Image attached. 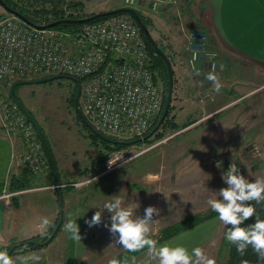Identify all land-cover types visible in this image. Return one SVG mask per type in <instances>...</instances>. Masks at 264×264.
<instances>
[{
    "label": "rangeland",
    "instance_id": "rangeland-1",
    "mask_svg": "<svg viewBox=\"0 0 264 264\" xmlns=\"http://www.w3.org/2000/svg\"><path fill=\"white\" fill-rule=\"evenodd\" d=\"M122 6H124L123 0H85L81 13L89 16ZM12 15L14 14L0 4V20ZM149 28L152 32V25ZM152 35L154 36L153 32ZM154 38L159 41V35L156 34ZM159 81L165 95L168 94L169 81L161 75H159ZM11 85H0L1 98L12 99ZM76 90L75 82L64 78L22 84L15 91L48 134L65 185L62 189L68 193L69 201L68 211H64L63 226L50 244L34 249L29 246H19L11 255L14 264H37L40 261L48 264L109 263L125 251L121 246L113 244L115 238L104 226L105 224L110 226V213L106 209L103 211L102 223L98 226L89 227L85 221L90 220L96 211L103 210L105 202L117 196L122 199L123 206L134 209L136 216L143 217L148 206H154L159 210V216L153 217L150 236L158 242L172 238L160 239L162 231L169 225L197 214L202 219L196 225L209 220L208 225L211 226V231L216 232V242L219 237H222V246L216 253L217 263L224 264L227 259V247L224 246L227 229L218 220L217 214L211 210L207 202L203 201L202 194L200 196L199 194L209 190L208 185L213 184L216 192L227 185L223 179L219 185H217V179L212 180L217 174L211 168L209 172L206 171L205 161L223 160L225 163L222 167L223 172H226L229 165L233 163L248 180L264 179V134L261 127H258L259 131L256 135L247 136L250 132L249 128H254V125L261 122L264 104L255 102L253 107L250 101H242L233 107V112H237L238 115L236 128L239 147L236 153L227 148L206 150L203 145L205 142L218 141L217 137L219 139L220 136L229 138L233 128V124H230L233 119L227 116L228 113L227 117L222 118L221 116L205 120L197 118L192 126L183 128L185 119L183 117L177 119L174 107L171 110V117L179 127L169 126L161 137L155 138L153 135L137 144L108 152L101 141L92 140L89 131L79 119L74 107ZM178 94L175 92L174 73L172 103L175 95ZM259 94H264V90ZM13 138H17V142H22L21 153H24L26 148L24 139L19 134L14 135ZM102 152L106 154L104 161H100ZM44 154L47 166L42 170L33 171L19 163L21 168L31 172L32 176L26 182L21 180L25 185L23 189L10 191L9 187L5 189L6 187L3 186V193H11L8 197L12 198L21 194L27 187L33 186L45 188L47 186V190L58 191V187L53 186L57 183L53 173L55 170H53V162L49 161L45 150ZM110 159L116 162L111 167L108 164ZM45 175L48 177L43 178ZM44 192L42 191L41 194L44 195ZM197 195L199 197H195ZM70 219H77L81 241L73 240L71 234L65 230L64 226ZM55 224L56 222L48 230L37 232L28 239L36 237L35 240L44 241L46 235L51 234L48 232L55 227ZM21 241L23 240H15L8 245L0 246L8 251L12 244ZM194 247L187 246L189 250ZM146 254L147 248L127 260V263ZM33 256L39 259H29Z\"/></svg>",
    "mask_w": 264,
    "mask_h": 264
},
{
    "label": "crops",
    "instance_id": "crops-1",
    "mask_svg": "<svg viewBox=\"0 0 264 264\" xmlns=\"http://www.w3.org/2000/svg\"><path fill=\"white\" fill-rule=\"evenodd\" d=\"M143 13L152 20L154 36L159 35V41L166 46L168 53L173 54L175 92L179 94L175 95L172 105L177 119L183 117L185 124L197 118L205 120L229 116L233 119L229 138L220 136L219 139L217 137L218 141L205 142L203 145L206 150L227 148L235 152L239 147L236 128L238 115L233 112V107L242 101H250L253 107L255 102L264 104V94H259L264 90V0H177L165 11L155 12L149 9ZM195 28L207 32L209 48L217 54L216 73L223 85L218 93L213 84L205 79V75L210 71L205 63L199 62L196 69H192L188 63V36ZM195 70H199L201 75H196ZM262 112L261 122L254 125V128H249L247 136L256 135L258 127H261L264 134V110ZM193 124L190 123L186 127ZM22 149V142H17V138L7 134L1 127L0 185L5 186V189L13 175L20 177L23 182L32 177L31 172L19 165ZM223 165V160L205 161L206 171L209 172L211 168L217 174L212 179H217V185L221 183ZM54 185L59 190L58 183ZM207 187L210 189L199 194H202L201 197L206 202L210 198H216L213 184ZM44 188L27 187L17 196L16 204L11 197L5 196L4 191L0 192V245H8L15 240H26L41 232L39 225L44 217L49 220L46 230L53 226L59 215V192L47 190V186ZM42 191H45L44 195L41 194ZM67 194L63 191L64 211H68ZM208 222L209 220H206L175 237L160 241L159 244L181 242L185 247H200L214 264H218L216 252L222 246V237L216 242V232L211 231ZM127 264H149L148 255Z\"/></svg>",
    "mask_w": 264,
    "mask_h": 264
},
{
    "label": "built area",
    "instance_id": "built-area-1",
    "mask_svg": "<svg viewBox=\"0 0 264 264\" xmlns=\"http://www.w3.org/2000/svg\"><path fill=\"white\" fill-rule=\"evenodd\" d=\"M176 1L124 0V6L160 12ZM187 50L192 69L201 61L208 70L213 63L217 69V54L209 48L204 29L190 31ZM52 74L79 78L83 114L95 129L119 140L145 137L163 109L164 91L148 44L136 21L124 13L79 24L74 30L37 28L15 15L2 18L0 85ZM0 114L6 133L19 134L26 143L19 163L33 171L46 167L37 130L19 106L0 97Z\"/></svg>",
    "mask_w": 264,
    "mask_h": 264
},
{
    "label": "clouds",
    "instance_id": "clouds-1",
    "mask_svg": "<svg viewBox=\"0 0 264 264\" xmlns=\"http://www.w3.org/2000/svg\"><path fill=\"white\" fill-rule=\"evenodd\" d=\"M196 75H201L195 70ZM205 79L211 82L218 93L222 88L219 75L216 73V65L205 75ZM111 159L109 167L114 165ZM220 165L218 164L217 167ZM222 179L227 187L219 189L215 193L216 198H210L207 204L218 216V220L226 227L225 239L236 247L237 252L243 256L249 247L256 253L259 260L264 261V219L256 212L255 204L264 203V179L248 180L240 173L235 164H230L226 172L222 173ZM222 197V199L218 198ZM138 207V205H137ZM110 213V226L105 224L111 235L115 238L113 244L121 246L126 252H139L147 248L149 264H214L202 248L194 247L189 250L182 244L165 242L159 244L157 240L150 238L153 217L159 216V210L154 206L145 209L143 217L136 216L132 207L123 206L122 199L117 196L103 205V210L94 213L85 223L89 227L102 223L103 211ZM255 218V222L242 227L246 220ZM77 220V219H76ZM76 220L70 219L65 224V230L71 234L75 241H81L80 228ZM49 225L47 217L42 218L39 228L46 230ZM230 226V227H229ZM29 259L38 260V257ZM0 264H14L7 251H0ZM109 264H121L113 259ZM127 264V261H124ZM242 264L248 262L242 261Z\"/></svg>",
    "mask_w": 264,
    "mask_h": 264
},
{
    "label": "trees",
    "instance_id": "trees-1",
    "mask_svg": "<svg viewBox=\"0 0 264 264\" xmlns=\"http://www.w3.org/2000/svg\"><path fill=\"white\" fill-rule=\"evenodd\" d=\"M6 2L9 6L18 10L19 12L24 14L26 17H28L30 20H32L33 22L38 23V24H45V23H48V22H51L54 20L62 19V18H79V17L85 16L81 13V11L83 10V8L85 6V0H6ZM138 12H139L141 18L143 19V21L147 24V26L151 27L152 20L148 16H146L142 11L138 10ZM122 13L129 15L127 12H122ZM102 18L103 17H98L94 20H98V19H102ZM78 25L79 24H74V23H60V24L56 25L55 27L74 30L78 27ZM142 35L145 38V40L148 44L150 53L152 55L153 69L156 73L157 79H159V75H161L166 81H168V70H167V65H166L164 58L161 55L156 53L152 44L146 39L143 32H142ZM159 43L161 44L163 49L167 52L166 46L162 42H159ZM37 77H42V76H37ZM20 85H22V84H18L15 86V91L17 90V88ZM74 99H75V96H74ZM166 99H167V94L165 95V93H164L163 109H164L165 104H166ZM172 108H173V105L170 106L169 113H168L164 123L162 124L161 128L155 133V135H154L155 138L163 136L165 131L167 130V128L169 126H173L175 128L179 127L178 124H175L172 121V117H171ZM163 109L161 111V114L163 112ZM161 114L158 116V118L156 119V121H155V123L151 129H153V127L157 124ZM190 123H194V120H191L190 122L183 124L182 125L183 128L186 127L187 125H189ZM85 128L89 131V136L92 138V140L94 142L95 141L96 142L101 141L104 144V146L106 147L108 152L129 146V145L121 144L118 142L112 143L106 139L101 138L96 133L92 132L89 128H87L86 126H85ZM46 135L48 137L47 133H46ZM38 136H39V139L43 145V148L45 150V153H46L49 161L52 163V159L50 157V154H49V151H48V148L46 146L45 141L43 140V138L41 137V135L39 133H38ZM108 137H110L112 139H116V138L111 137V136H108ZM105 155L106 154L105 153L103 154V152H102V155L100 156V161L105 160V157H104ZM53 170H54V168H53ZM53 173H54L55 179L57 181V176H56L55 170ZM8 187H9L10 191H18V190L23 189V187H25V185L22 183L20 178L13 175V176H11V178L9 180ZM2 189H3V185H0V192L2 191ZM17 199H18L17 196L12 197V201L14 204L17 203ZM253 204L255 205L256 212L259 215V217L261 219H264V203L255 204V202H253ZM201 219L202 218H200V216L197 214V215L188 217L184 220H181L175 224L169 225L168 227H166L162 231L160 239L173 237L174 235L182 232L183 230H185L191 226L196 225ZM57 221H58V219H57ZM57 221H56V223H57ZM254 222H255V218L253 217V218H250L249 220H246L244 222V224H242L241 226L246 227L247 225L252 224ZM62 226H63V224H62ZM61 228L59 229V231L61 230ZM53 229H54V227L51 228V230H49L48 234L50 232H52ZM59 231H58V233H59ZM48 236L49 235H46L44 240L47 239ZM33 238L36 239V237H32V239ZM224 242H225L224 246L227 247V259L224 262V264H242V261H245V260L248 262V264H264V261H261L258 259L256 253L251 249V247H249L248 250L246 251V253L243 256H241L237 252L236 247L234 245H231L229 242H227L226 239ZM22 246H29V247H32V249L45 247V246H40V245L32 244V243L22 245ZM0 251H6V248L3 246H0ZM14 252L12 253V255L14 254ZM139 252L132 253V252L123 251L121 254L117 255L114 259L120 261L121 264H123L124 261L131 259L134 255H136ZM37 264H48V263L45 261H40ZM106 264H109V263H106Z\"/></svg>",
    "mask_w": 264,
    "mask_h": 264
},
{
    "label": "water",
    "instance_id": "water-1",
    "mask_svg": "<svg viewBox=\"0 0 264 264\" xmlns=\"http://www.w3.org/2000/svg\"><path fill=\"white\" fill-rule=\"evenodd\" d=\"M0 4L3 5L9 12H11L12 14H14L15 16L21 18L22 20H24L25 22L29 23L30 25H33L37 28H41V29H45V28H50V27H54L60 23H74V24H82L85 22H89L92 21L98 17H105V16H109V15H113V14H117V13H122V12H127L135 21L136 23L139 25L141 31L144 33L146 39L152 44L154 50L156 51L157 54L161 55L167 65V70H168V81H169V87H168V94H167V99H166V104L165 107L163 109V112L157 122V124L153 127V129L143 138H137V139H131V140H119V139H112L110 137H108L107 135L103 134L102 132L98 131L97 129H95L91 123L87 120V118L85 117V115L83 114L81 107H80V98H81V92H82V84L79 78H77L76 76L73 75H69V74H52V75H46V76H42V77H37V78H31V79H20V80H16L12 83L11 85V89H10V96L12 98V100L19 106V108L21 109V111L26 115V117L33 123V125L35 126L36 130L38 131V133L41 135V137L43 138V140L46 143V146L48 148L50 157L52 159L53 165H54V169H55V173L57 176V183L59 186V218L58 221L53 229V231L51 232V234L48 236V238L44 241H37L35 239H27V240H23L21 242H17L14 243L10 246V248L8 249V254L12 255V253L21 245H26V244H37L40 246H46L48 244H50V242L55 238L56 234L58 233L59 229L62 227V224L64 222V197H63V190H62V186H63V180L61 178L60 175V170H59V166H58V162L56 160L55 157V153L53 150V147L51 145V142L49 140V138L46 135V132L44 131L43 127L41 126V124L39 123V121L37 120V118L33 115V113L25 106V104L21 101V99L18 97V95L15 92V86L18 84H32V83H42V82H48V81H52L55 79H69L75 82L76 84V95H75V99H74V107L75 110L80 118V120L82 121V123L89 128L92 132L96 133L98 136H100L103 139H106L112 143H121V144H125V145H134L137 144L141 141L147 140L150 137H152L153 135H155V133L161 128L162 124L164 123L169 110H170V106L172 105V98H173V91H174V69H173V62H172V56L171 54H169L168 52H166L163 47L161 46V44L154 38V36L152 35V32L150 30V28L147 26V24L143 21V19L141 18L138 10L134 7H130V6H122L119 8H115L112 10H107V11H102L99 13H95L89 16H83V17H79V18H62L59 20H54L45 24H38L33 22L32 20H30L28 17H26L24 14H22L21 12H19L18 10L12 8L11 6H9L6 2V0H0Z\"/></svg>",
    "mask_w": 264,
    "mask_h": 264
}]
</instances>
